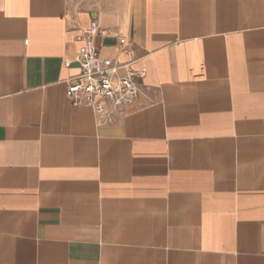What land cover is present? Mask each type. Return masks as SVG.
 <instances>
[{
	"label": "crops",
	"instance_id": "1",
	"mask_svg": "<svg viewBox=\"0 0 264 264\" xmlns=\"http://www.w3.org/2000/svg\"><path fill=\"white\" fill-rule=\"evenodd\" d=\"M94 26L112 122L67 95ZM0 264H264V0H0Z\"/></svg>",
	"mask_w": 264,
	"mask_h": 264
},
{
	"label": "built area",
	"instance_id": "2",
	"mask_svg": "<svg viewBox=\"0 0 264 264\" xmlns=\"http://www.w3.org/2000/svg\"><path fill=\"white\" fill-rule=\"evenodd\" d=\"M96 31L94 26L83 33L85 43L75 57L80 71L68 80L67 95L74 105L91 106L98 118L112 122L116 109L135 102L140 73L133 68L132 62H123L117 57H101L100 50L91 43V34ZM118 43L121 52L133 53L125 38H120ZM70 64L67 61L66 65Z\"/></svg>",
	"mask_w": 264,
	"mask_h": 264
}]
</instances>
